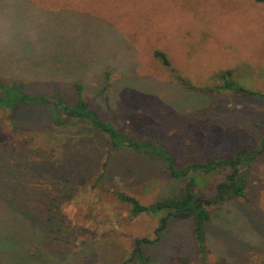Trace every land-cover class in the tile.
Wrapping results in <instances>:
<instances>
[{"label": "rangeland", "instance_id": "rangeland-1", "mask_svg": "<svg viewBox=\"0 0 264 264\" xmlns=\"http://www.w3.org/2000/svg\"><path fill=\"white\" fill-rule=\"evenodd\" d=\"M226 69L237 84L264 92V3L0 0L5 80L22 77L34 94L58 89L71 106L79 82L101 118L163 145L178 167L255 151L242 167L245 196L213 206L202 252L192 218L169 217L157 233L166 212L132 216L116 196L149 204L176 193L186 180L162 162L112 149L88 121L57 126L60 110L48 103L2 107L0 264H135L128 259L140 237L152 241L144 250L153 264H264V97L217 88L215 74ZM46 73L55 82L40 80ZM24 160L47 166L29 167L16 180L2 176ZM227 172L203 176L201 195L213 198Z\"/></svg>", "mask_w": 264, "mask_h": 264}, {"label": "trees", "instance_id": "trees-1", "mask_svg": "<svg viewBox=\"0 0 264 264\" xmlns=\"http://www.w3.org/2000/svg\"><path fill=\"white\" fill-rule=\"evenodd\" d=\"M255 1L264 3V0ZM155 56L166 66L171 65L164 51L156 50ZM44 76L40 80L48 83L55 82L54 77L49 73ZM231 76V69L217 72L215 77L222 81L217 88L233 89L264 97V92L251 91L237 84ZM175 78L182 84H187L190 87L194 86L180 74L176 73ZM24 80L22 77L5 80L0 75V108L5 107L14 110L24 106L48 103L60 110L58 116L53 119L57 126L64 125L73 119L88 121L106 135L112 149L122 148L156 159L164 164L170 176L186 180L185 184L173 195L157 199L149 204H144L134 196L117 191V198L131 206L132 216H138L142 213L166 212V215L160 219V224L156 229L157 233L165 229L169 217L192 218L196 245L200 251L204 252L206 250L205 225L211 217L213 206L222 202L227 196H245L247 175L242 167L253 161L254 150L240 148L233 155L225 158L192 162L183 167H178L175 165L174 155L163 145L147 137L132 136L122 131L114 122L101 118L98 112L92 109L88 101L82 96V86L79 82L75 83L78 89V100L75 105L71 106L64 103L58 89L52 94H34L25 90ZM25 162L26 160L15 161L12 166L4 170L2 176L5 179H19L23 171H26L25 169L29 167L31 169L32 167V165L27 167ZM38 165H41V167L42 165L47 166L46 163H38ZM38 165H33L32 169L36 170ZM222 167H228V172L224 179L216 184V195L213 198L202 196V177ZM35 170H30V172H35ZM150 242L152 241L148 237L137 238L128 261L135 262V264H153L144 250V245Z\"/></svg>", "mask_w": 264, "mask_h": 264}]
</instances>
